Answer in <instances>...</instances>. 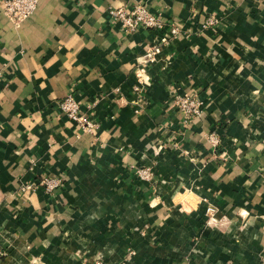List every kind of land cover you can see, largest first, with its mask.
I'll return each mask as SVG.
<instances>
[{
    "label": "crops",
    "instance_id": "crops-1",
    "mask_svg": "<svg viewBox=\"0 0 264 264\" xmlns=\"http://www.w3.org/2000/svg\"><path fill=\"white\" fill-rule=\"evenodd\" d=\"M137 1L40 0L15 23L0 0V264H264V2L141 0L179 28L159 44L108 14ZM184 94L204 108L189 123Z\"/></svg>",
    "mask_w": 264,
    "mask_h": 264
},
{
    "label": "built area",
    "instance_id": "built-area-1",
    "mask_svg": "<svg viewBox=\"0 0 264 264\" xmlns=\"http://www.w3.org/2000/svg\"><path fill=\"white\" fill-rule=\"evenodd\" d=\"M39 1L2 0V12L13 22L20 23L33 14ZM260 1L264 2V0ZM108 14L125 32L134 33L139 29L153 30L158 37L156 40L159 44H167L168 39L179 35V28L175 24L167 22L160 15L154 14L141 0L132 5L111 7L108 10ZM215 22V17L207 16L202 26H212ZM155 50L157 49L150 48L142 58L150 60ZM134 89L137 90L138 88L135 87ZM172 103L184 116L185 123L191 122L194 118H201L204 114L203 104L195 96L189 94L175 95L172 98ZM59 106L66 119L75 124L83 132L92 133L97 129V123L87 113L86 108H89V106L87 105L83 108L75 99L73 93L67 94ZM208 142L213 149L216 148L220 143L217 133L211 132L208 134ZM133 172L141 180L149 181L152 179V173L149 168H133ZM60 183L61 180L59 178L42 177L36 185L43 188L44 191L52 193ZM23 189L32 190L33 188L30 185H24ZM96 264L106 263L97 262Z\"/></svg>",
    "mask_w": 264,
    "mask_h": 264
},
{
    "label": "rangeland",
    "instance_id": "rangeland-1",
    "mask_svg": "<svg viewBox=\"0 0 264 264\" xmlns=\"http://www.w3.org/2000/svg\"><path fill=\"white\" fill-rule=\"evenodd\" d=\"M210 208H212L213 210L212 209L210 210ZM204 215L206 216V223L208 222L210 225H213V224L219 222L216 218V209L214 207L210 206L209 204H207V205L205 204ZM129 252L130 253L128 254L129 257L127 258V260H130L131 257L134 255V252L132 250H129ZM181 258L178 259L177 263H175V264H188V259H189L188 256H184L182 258L183 259L182 262L180 263ZM97 262H104V261L99 259V258H96L94 260V264H96ZM122 263H123V261L121 260V262H116L113 264H122ZM106 264H109V263H106Z\"/></svg>",
    "mask_w": 264,
    "mask_h": 264
}]
</instances>
